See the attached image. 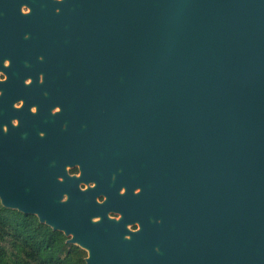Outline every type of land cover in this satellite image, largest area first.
<instances>
[{
  "label": "water",
  "instance_id": "water-1",
  "mask_svg": "<svg viewBox=\"0 0 264 264\" xmlns=\"http://www.w3.org/2000/svg\"><path fill=\"white\" fill-rule=\"evenodd\" d=\"M21 2L0 0V71ZM69 5L99 29L67 34L82 55L66 53V133L0 96L2 205L87 264H264V0ZM156 247L170 254H141Z\"/></svg>",
  "mask_w": 264,
  "mask_h": 264
},
{
  "label": "flooded vegetation",
  "instance_id": "flooded-vegetation-1",
  "mask_svg": "<svg viewBox=\"0 0 264 264\" xmlns=\"http://www.w3.org/2000/svg\"><path fill=\"white\" fill-rule=\"evenodd\" d=\"M20 16L10 17V30L16 36V43L10 53V57L4 60V67L0 71V96L11 89L16 93L19 100L15 106L23 108L28 99L27 105L30 112L42 113L41 127H47L51 134L66 133L68 121L66 120V80L69 74L66 73V53L76 57L82 55L78 47L66 46L71 42L67 34L88 33L94 26L97 32L99 27L97 18L88 19L76 11L74 5H69L66 11V0H20ZM79 6V5H78ZM89 21V22H87ZM86 25V26H85ZM91 29V31H92ZM87 30V31H86ZM91 31L89 33H91ZM81 37H74L78 41ZM18 125V120L14 121ZM36 129L39 127L36 125ZM6 130V127H4ZM40 130V129H39ZM63 133V134H64ZM40 136H45L44 131H39ZM70 176L80 177V165L67 166ZM95 182H79L80 190L84 191L93 188ZM141 188L133 190L134 195L141 193ZM120 194L126 192L122 187ZM67 199V196H66ZM107 196H97L99 203L105 202ZM113 219H120V213H109ZM154 221V220H153ZM162 224V219H158ZM131 232L140 230V223L128 225ZM68 241V239H67ZM88 254V253H87ZM141 254H170L166 250H159L156 247L154 252H142Z\"/></svg>",
  "mask_w": 264,
  "mask_h": 264
},
{
  "label": "trees",
  "instance_id": "trees-1",
  "mask_svg": "<svg viewBox=\"0 0 264 264\" xmlns=\"http://www.w3.org/2000/svg\"><path fill=\"white\" fill-rule=\"evenodd\" d=\"M67 239L38 217L0 201V264H87V252Z\"/></svg>",
  "mask_w": 264,
  "mask_h": 264
}]
</instances>
